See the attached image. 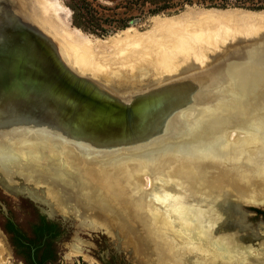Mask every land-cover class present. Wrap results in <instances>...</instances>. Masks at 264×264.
<instances>
[{
    "label": "bare ground",
    "instance_id": "bare-ground-1",
    "mask_svg": "<svg viewBox=\"0 0 264 264\" xmlns=\"http://www.w3.org/2000/svg\"><path fill=\"white\" fill-rule=\"evenodd\" d=\"M11 1H17L21 11L54 43L60 60L71 71L73 69L67 64L66 57L74 59L77 72L97 73L108 78L103 89L122 100L129 99L135 92L154 87L149 86L152 83H163V77L177 74L183 62H204L206 59L202 56L210 51L212 45L220 39L225 40L231 33L264 31V11L250 13L240 9H196L175 17L156 19L152 29L145 33L125 32L122 38L96 42L72 28L69 15L56 2ZM27 10L29 13H26ZM254 56L249 54L248 60ZM256 64L259 65V62ZM211 68L208 71L205 69L206 73L199 75L200 79L193 83H208L193 96L194 103L168 118L164 135L145 146L128 149L97 143L100 141H86L74 133L66 132L65 127H23L0 123V157L3 154L5 156L0 163V185L15 183L18 171L28 173L37 169L34 178L26 180L25 188L29 192L36 187L47 188L45 199L42 194L36 193L37 198L34 200L42 202L43 199L52 209L49 215L55 212L63 217L72 214L84 221L89 219L119 235L126 234L120 220L123 216L140 231L141 244L145 249L153 248L151 241H156L158 249L156 246L154 248L160 253L151 255L152 264H264L263 248L257 245L256 248L247 249L240 242L245 227L238 209L239 203L228 202L224 195L213 198L212 191H209V195L202 193L200 198H204L205 207L214 210L222 208L225 213L218 223L214 219L209 220L207 226L203 225L209 232L208 238L200 239L196 227L197 214L191 211L192 214L185 221V228L182 224L174 228L161 223L142 204V198L151 194L153 189L147 193L138 190L137 180L132 176L139 173L156 182L155 171L159 170L163 175L158 182L172 193L174 191L171 189L175 187L166 185L165 176L177 171L179 175L189 171L193 181L198 179L213 184L214 188L210 190L225 188L224 182L233 179L247 181L254 177L256 179L252 181L256 185L259 184V178L264 180V86L259 89L258 96L249 102L247 96L243 100L241 96L239 98L240 92L242 94L248 90L244 81L250 80V90H254L253 83H256L255 87L261 86V71L259 68H250V75L242 67L230 68L225 70L226 73L222 68L211 72ZM242 101L246 102V107H240ZM233 105L237 106L234 110ZM78 128L94 130L90 122L82 119ZM253 129L260 131L255 134L256 140L254 137L253 140L242 138L243 134ZM261 132L262 139L259 137ZM233 133L242 134V137H232ZM125 152L132 153L114 159L96 157V154L112 157ZM171 162L176 165L172 166ZM117 170L127 177L126 188L120 185H115V188L114 183L120 179ZM40 180L46 184L43 185ZM176 181L182 188L180 181ZM100 184L107 188V195L100 191ZM13 187L5 186L6 189ZM26 189L23 185L18 187L20 192ZM253 203L264 205V202L257 200H253ZM219 223L221 225L217 227ZM226 227L232 228L229 231L231 233L217 239L209 236L215 231L224 232ZM234 234H240V237H233ZM134 241L131 239L136 244ZM2 252L3 245L0 242V264H5L1 258Z\"/></svg>",
    "mask_w": 264,
    "mask_h": 264
},
{
    "label": "rangeland",
    "instance_id": "rangeland-1",
    "mask_svg": "<svg viewBox=\"0 0 264 264\" xmlns=\"http://www.w3.org/2000/svg\"><path fill=\"white\" fill-rule=\"evenodd\" d=\"M8 1L13 3L11 0ZM49 1L56 2L58 5L64 8V11L69 15V23L72 28L78 29L83 34L90 36L96 42H106L110 39L122 38L124 37L125 32L130 34L145 33L152 29L156 19L170 18L175 17L176 15L179 16L182 13H186L191 10L240 9L255 11L252 9L253 7H261L264 5V0ZM16 2L14 1V5L18 4ZM18 6L20 8V5ZM159 10L161 12L153 14L155 11ZM26 13H29L28 10ZM263 33L264 31L231 33L227 38H225V40L220 39L219 42H217L215 45H212L210 51L202 56L203 59H206L204 62L203 60L198 63L196 61H187L188 63L185 62L186 64L183 62L184 64L182 63V69L180 68L177 74L164 76L163 83L155 85L157 83L155 82V84L152 83L149 86H160L162 84L172 83L174 81H193L196 76H202L204 72L206 73L209 65H211V63L219 55H221L224 50L232 47L234 44L249 42L257 39L258 35ZM65 60L78 76L90 78L101 86H105L104 84L107 83L108 78L106 79L105 76L98 75L97 73L84 74L85 72L83 71L81 73L77 72L76 66H74L73 63L74 59L72 60L66 57ZM184 68H187L188 71ZM210 71L212 72L213 70L210 69ZM191 73L192 75H190ZM128 85L132 86L133 84L129 83ZM138 85H141V83H138ZM113 91L115 92V90ZM236 118L238 119L239 116ZM251 131L247 134H243V137L242 134L239 135L237 133H233L232 137L239 136V138L242 137L243 139H252L254 137L255 139H253L256 140L257 137L255 134L260 132L259 129H253ZM252 133L254 135H251ZM259 137L262 139V132ZM131 153H116L112 155V157H110V155L98 156V154H96V157L100 159H114L129 155ZM2 156L3 157H0V163H2L5 158L4 154ZM8 156L10 155L8 154ZM92 159H95V157H92ZM171 165L175 166L176 163L171 162ZM119 170L116 172L120 175V179L114 183V186L120 185L126 188L128 179L126 176H122ZM177 172H170L167 174L164 181L166 182V185L171 186L172 188L175 187L174 190L171 189L174 191L173 193L168 191L167 187L158 182V179H160L163 175V173L159 170L155 171V175L157 177L156 182L150 179V177L147 175L144 176L139 173H136L135 175L132 172L130 173L131 175L133 174L132 176H134V178L137 180L139 186L138 190L147 193L149 190L153 189L154 193L152 192L151 194L145 195L142 198V204L145 210L151 211V213L155 215V217L161 223L167 224L168 226H174V228L182 224V227L185 228L187 227V225H185V221L187 218L189 219L193 212L198 216L196 227L199 238H208L209 232L207 233V228L203 225L207 226L209 220L214 219L215 222L218 223L217 221H219L221 215L225 213L224 209L222 208L214 210L212 208L205 207L203 202L205 200L204 198H200L202 197L200 195L202 193H207L209 195L212 191L211 196L213 198L215 196L224 195L227 196L228 202L239 203L238 209L242 213L241 216L244 221L243 226L245 227L243 231L245 234L242 235L244 240L242 239L240 242H242L241 244L244 245L245 248H256L257 244L264 240V205H262V203L261 205L253 203V200L264 202V180L262 178H259L258 185L253 183L256 178L251 177L252 179L250 178L251 180L247 181H238L235 179L228 180L224 182L225 188H215L210 190V188H214L213 184L201 182L198 181V179L193 181V175L189 171L181 172V175H179L180 173ZM33 174H37V169L28 173L18 171L16 172L17 180H15V183H9V185L3 183V187L0 185V240L3 245L1 258L5 264H27V255L25 254L26 252L24 248H20L14 241L13 237L4 229L6 220H12L21 231L28 234L31 239H34L30 233L33 229L34 223L39 218V213L52 212L51 207L47 203L43 202V199L42 202L39 199L34 200L37 198L35 195L36 193L38 195L42 194L41 196H44L42 198L45 199V192L48 191L45 186L36 187L32 192L27 191L25 188L27 183L26 180L34 178ZM176 179L180 181L182 188H179V183L176 181ZM41 182L43 185L46 184L43 181ZM19 185H23L24 189H26V193L18 191ZM5 186L14 187L6 189ZM57 188L60 189V187ZM99 188L102 194L107 195V188L104 184H100ZM29 199H33L34 201H37L41 204L36 202L33 203ZM210 200L214 201V199ZM50 201H52V199H50ZM163 202L166 203L163 204ZM52 215L53 220L56 222L57 227L59 228V231L54 235V237L51 236L46 239V248L47 251L50 252L51 256L47 264H152L151 255H158L159 251L155 250L154 248L155 246L157 247L156 241H151L154 249L152 247H147L145 249L141 244L140 237L142 235L140 234V231L136 229L137 227L131 221L127 220L123 216H120L121 218H119L121 220V225L125 227L123 231L126 233L124 234L125 236L122 234H120V236L119 234L112 233L104 226L102 227L95 224L94 222L93 224L89 219H85L84 221V219H79L72 214H67L66 217H63L60 213L55 212ZM220 225L221 224L219 223L217 227H220ZM232 226H234V224H232ZM201 232L203 234H201ZM228 233L231 232H229V230L224 232L215 231V233H211L209 236L211 235L210 237H212V239H217L222 235H227ZM131 239H133V241L135 240L134 242H136V244L131 242ZM39 242L40 241L35 240L33 243L37 246L39 245ZM156 249H158V247ZM39 253H41V251H39Z\"/></svg>",
    "mask_w": 264,
    "mask_h": 264
},
{
    "label": "water",
    "instance_id": "water-1",
    "mask_svg": "<svg viewBox=\"0 0 264 264\" xmlns=\"http://www.w3.org/2000/svg\"><path fill=\"white\" fill-rule=\"evenodd\" d=\"M54 46L18 4L0 0V123L65 127L66 132L86 141L137 148L163 136L168 118L194 103L193 96L208 84L204 81L194 85L200 79L196 76L192 83L174 81L135 92L122 100L106 92L96 81L71 71ZM249 54L256 56L248 60ZM210 67L213 71L242 67L250 75V68H259L263 77L262 83L259 81L261 86L255 87L253 83L254 90H250L252 83L244 81L248 90L239 95L242 100L247 96L248 102L257 97L264 86V33L227 48ZM233 106V110L237 108ZM240 107H246V102L242 101ZM81 119L90 122L94 130L79 129ZM228 230L232 228L226 227L224 231Z\"/></svg>",
    "mask_w": 264,
    "mask_h": 264
},
{
    "label": "flooded vegetation",
    "instance_id": "flooded-vegetation-1",
    "mask_svg": "<svg viewBox=\"0 0 264 264\" xmlns=\"http://www.w3.org/2000/svg\"><path fill=\"white\" fill-rule=\"evenodd\" d=\"M31 202L33 203H39L37 201H34L33 199H29ZM41 204V203H39ZM43 204V203H42ZM45 205V204H43ZM46 206V205H45ZM50 213V212H49ZM49 213L46 212H40L39 213V218L38 220L34 223L33 225V229L31 230V235L33 236L34 239H31L30 236L28 234H26L25 232L21 231L12 220H6L5 225H4V229L6 230V232L8 234H10L14 241L17 243V245L20 248L24 247L25 250V254L30 256L31 258L28 259V257H26V263L27 264H40L41 260H45L44 263L41 264H47L48 260H50L51 256H50V252L47 251L46 248V239L48 237H51L59 231V228L57 227L56 222L53 220V215H49ZM9 225L12 226V230H10V228L8 227ZM41 232L43 235L39 238L38 241L39 245H34V241L36 240V235L35 232ZM33 232V234H32ZM252 234V233H251ZM240 234H234L233 237H240ZM22 237V238H21ZM1 242V240H0ZM23 245V247L21 245ZM258 248H263L262 251H264V240L260 241V243L257 244ZM40 247V248H39ZM39 251H41V253H39ZM28 252V254H27ZM34 253H36V257L34 258Z\"/></svg>",
    "mask_w": 264,
    "mask_h": 264
},
{
    "label": "trees",
    "instance_id": "trees-1",
    "mask_svg": "<svg viewBox=\"0 0 264 264\" xmlns=\"http://www.w3.org/2000/svg\"><path fill=\"white\" fill-rule=\"evenodd\" d=\"M247 1H250V0H247ZM252 9H254L255 11L264 10V5L261 6V7H260V6H258V7L256 6V7H253ZM161 10H163V9H161ZM159 12H161V11H160V10H159V11H155L153 14H156V13H159ZM8 227L10 228V230H12V226H11V225H9ZM35 235H36V237H35L36 240H39V238H40L43 234H42L41 232H39V231H38V232L36 231V232H35ZM21 238H22V237H21ZM20 245H21V244H20ZM34 245H35V244H34ZM21 246L23 247V245H21ZM23 248H24V247H23ZM27 254H28V252H27ZM35 254H36V253H34V258L36 257ZM27 257H28V259L31 258V257L28 256V255H27ZM44 261H45V260H41L40 264H41V263H44Z\"/></svg>",
    "mask_w": 264,
    "mask_h": 264
}]
</instances>
